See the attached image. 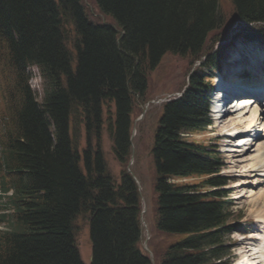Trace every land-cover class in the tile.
Returning a JSON list of instances; mask_svg holds the SVG:
<instances>
[{
	"label": "trees",
	"instance_id": "16d2710c",
	"mask_svg": "<svg viewBox=\"0 0 264 264\" xmlns=\"http://www.w3.org/2000/svg\"><path fill=\"white\" fill-rule=\"evenodd\" d=\"M223 1L96 0L104 20L94 21L84 0H0V186L13 190L0 205L7 226L0 228V264H85L80 215L89 224L91 264H153L142 247L140 190L125 167L131 113L137 96L150 98V72L165 54L193 63L210 51V32L237 21L264 23V0H225L232 8L225 18ZM253 30L250 37L264 39V25ZM33 64L43 77L42 102L29 84ZM207 77L195 71L184 95L164 103L154 134L156 228L166 236L149 242L156 264L232 259L228 201L222 191L198 192L226 183L214 175L219 155L179 134L208 122ZM103 131L123 166L118 177L104 158Z\"/></svg>",
	"mask_w": 264,
	"mask_h": 264
},
{
	"label": "rangeland",
	"instance_id": "374dc122",
	"mask_svg": "<svg viewBox=\"0 0 264 264\" xmlns=\"http://www.w3.org/2000/svg\"><path fill=\"white\" fill-rule=\"evenodd\" d=\"M84 2L87 6V14L90 19L95 21V19H98V17H102V20H104V15L101 13L96 0H84ZM220 6L222 8L221 12L223 14V17H229L232 10L230 3L224 0L223 2H221ZM106 18L108 22H111L113 20V17L110 15H108ZM234 24L231 26L226 25L220 27L217 30L209 33L205 44L207 49H210V52L208 54L218 52L216 48L217 38H219L220 35H225L226 32L232 29ZM257 44L258 43H253L252 41L244 42V39L242 38L236 40L235 42L233 41V39L231 41L229 39L223 46L224 48L226 47V45H228V48L226 49L224 55H222L224 56L221 63L222 70L216 74L217 81L221 78V76H223V78H225L226 80L229 78L227 77L228 74H230L228 73V65H233V61L236 60L235 56L233 55L234 52L245 53L246 48L250 49L252 46H255ZM256 47L259 48L262 54L259 55L255 52L256 55L260 58H263V47ZM250 51L252 50L250 49ZM227 57H230V64L228 63ZM241 60L244 61V57L241 58ZM258 60L260 61L261 59ZM235 65L236 67L239 66L238 64ZM195 67L196 66H191L188 56H180L173 53L165 54L150 72L149 86L146 98L150 97L149 99L151 101L149 102V99L145 102L139 100L138 104L133 107V111L131 114L132 128L130 129V138L133 134L134 137L130 139V158L128 160L130 164L128 165L127 162L125 167L133 172V174L137 178L138 187L140 190L142 201L141 216L143 228L142 247H144V244L146 242L149 244L150 240H152L153 238L159 241L166 238V236L163 233L158 232L156 228V193L154 189L155 167L151 149L154 132L158 123V118L161 113H163V104L165 103V101L167 99L176 97L175 95H178L182 87L187 84L189 78L188 75L190 74L192 69H195ZM30 73V86L34 91L36 97H38V100L42 102L44 96V83L40 75V70L37 67L33 66L30 68ZM249 108L247 109L249 113L248 115H246L245 119L250 120L255 114V120L259 118L257 120V128H255V131L259 130L260 133H262V131L264 132V115L260 113V109L255 104L252 105V108ZM144 111L145 113H143ZM227 120L225 122L223 121L225 123L223 125L225 129L221 127L223 122L219 121L217 127V121H214L208 127V130L204 134H198L194 137V139L200 142H204L206 145L218 146L222 153L221 159L224 163L222 175L228 179V185L225 188L227 189L229 196H231L232 198L233 205L232 214L230 215L229 221H240L237 224L235 231L227 239V241L234 246L233 250L235 253V259L233 262H235L236 264L238 260L251 258L254 252L250 249L254 248L255 250H257L262 245V242L260 240H257L256 237L259 236L260 238H263L264 236V234L262 233V231H264V219L263 217H261L264 216V199L261 201L256 200L259 197H264V183L259 181L264 178V170H261L258 173H256L255 170L251 173L248 172V164L252 162L254 163L257 160L256 157L264 153V135L257 139L261 144V148L257 147V141L254 140L253 143L250 144V146L246 143L241 145H246L247 147V150L244 153H246L250 149V147L256 145L251 149V151L247 153V155H244L243 152L240 154H236L232 150L240 149L241 147H239V145L237 146V148H235L234 146L230 145L236 143L234 142L236 136L229 134V132L233 131L236 127L230 130L229 127L226 128ZM135 123H137L136 127H134ZM246 126H249V123H246L244 127ZM244 127L237 126V129L243 130ZM76 129L83 145L85 141V128L83 123L79 122L78 125H76ZM218 135H223L225 139H218ZM230 137L234 138L232 139ZM242 137L244 136L239 137L240 142L242 141L240 139ZM257 148H259V151H254V149ZM102 149L107 166L109 167L110 171L116 177H118L119 172L121 171L123 166L116 159L115 153L113 151V142L104 131L102 134ZM132 156L133 159L131 160ZM260 174H263V176L261 177ZM0 201L5 202L6 200H3V198H1ZM83 218L84 217L80 215L76 221V225L78 228L77 243L80 248L83 262L85 264H91L92 245L89 235V226L88 222ZM258 225H260V227ZM258 255V260L261 261L259 263L262 264L264 252H259ZM153 264H156L154 252Z\"/></svg>",
	"mask_w": 264,
	"mask_h": 264
},
{
	"label": "bare ground",
	"instance_id": "6f19581e",
	"mask_svg": "<svg viewBox=\"0 0 264 264\" xmlns=\"http://www.w3.org/2000/svg\"><path fill=\"white\" fill-rule=\"evenodd\" d=\"M258 53V49H252V52L250 51V54H249V56H251V59L249 60V66H251V67H253V68H257L258 67V64H260L259 62V60L258 59H260V57L259 56H257L256 55V53ZM259 54V53H258ZM257 57H259V58H257ZM262 63V62H261ZM252 68V69H253ZM254 70V69H253ZM260 71L261 70H258V78H259V81L257 82L258 84H260V85H263L264 86V73H260ZM233 79L232 80H230V82H228V83H233L234 84V82H238V81H243V80H240L239 79V77H232ZM245 82H247V81H245ZM227 82H221L220 84V87L221 88H226V86H227V84H228ZM247 85L248 86H252V85H254V82L253 81H248L247 82ZM228 87H230V85L228 86ZM220 92H223L222 91V89H220ZM263 96H264V93H263ZM246 101L244 102L245 104L242 106V107H240L241 105H242V103H241V100H239L237 103H236V105H235V107H232V106H230L229 107V112H231V113H234V114H232V115H227V116H225V115H223L220 111H217V127H218V122L219 121H221V122H225L227 119V122H226V128L227 127H229V130L230 129H233V128H235L233 131H231V132H229V134H232V135H235L236 136V138H238V139H234V142H237V141H239V137H241V136H244V135H241V133L243 134V133H246V132H248L247 133V137H242V138H240L242 141L241 142H244V141H249L250 140V137H249V133L250 132H252V131H254L255 130V128H257V120L259 119V118H257V120H255V117H256V115L254 114L253 116H252V118L250 119V120H246L245 118H246V115H248V113H249V111H247V109L249 108V107H251L252 108V103H254L253 101H250V100H248V99H245ZM230 103V102H229ZM255 103H257V102H255ZM250 109V108H249ZM237 111H238V113H240L238 116L236 115V113H237ZM228 112V113H229ZM262 115H264V112L262 111V112H260ZM232 116V117H231ZM228 117V118H227ZM248 117V116H247ZM223 122V123H224ZM246 123H249V126H246V127H244L245 126V124ZM222 126V125H221ZM237 126H241V127H244L243 128V130H239V129H237ZM228 131V130H227ZM239 131H240V134H239ZM262 134H264V132H262ZM255 135H256V137H259L260 135H261V133H260V131L259 130H256L255 131ZM221 136H223V135H221ZM230 138H234V137H230ZM244 139V140H243ZM254 140H256V139H253L252 141H250L249 143H247L249 146H250V144L251 143H253V141ZM257 141V143H256V145H257V147H259V148H261V144H260V142H259V140H256ZM242 144H245V143H238V144H233V146L235 147V148H237V146H239V147H241L240 149H234V150H232V151H234L236 154H240V153H244L246 150H247V147H246V145H243V146H241ZM236 145V146H235ZM255 145V146H256ZM255 146H253V147H255ZM253 147H250V149L246 152V153H244V155H247V153L249 152V151H251V149L253 148ZM259 148H257V149H254V151H259ZM262 150V149H261ZM257 158V160L253 163H249L248 164V168H249V170H248V172H252V171H256V173H258L259 171H261V170H264V153H262V154H260L259 156H257L256 157ZM247 161H249V160H247ZM246 161V162H247ZM245 162V163H246ZM247 168V169H248ZM255 173V172H254ZM253 174V173H252ZM254 175H258V174H254ZM260 176L262 177L263 176V174H260ZM260 182H263L264 183V178L262 179V180H259ZM258 182V181H257ZM264 195V194H263ZM262 196V195H261ZM259 197V196H258ZM264 199V197L262 196V197H259V198H257L256 200H263ZM263 204H264V202H263ZM263 210H264V208H263ZM262 210V211H263ZM263 215V214H262ZM261 217H263V219H264V216H261ZM259 227H260V225H258ZM257 229V228H256ZM261 248V249H260ZM251 251H253L254 253L252 254V256H251V258H246V259H241V260H238V262L236 263V264H258L259 262H261L260 260H258L259 259V255H258V253L259 252H264L263 250H262V247L260 246L257 250H255L254 248H251L250 249ZM263 261L262 262H264V258L262 259Z\"/></svg>",
	"mask_w": 264,
	"mask_h": 264
},
{
	"label": "water",
	"instance_id": "95a60500",
	"mask_svg": "<svg viewBox=\"0 0 264 264\" xmlns=\"http://www.w3.org/2000/svg\"><path fill=\"white\" fill-rule=\"evenodd\" d=\"M144 247L150 252V254L152 253L149 247L147 246V242L144 244Z\"/></svg>",
	"mask_w": 264,
	"mask_h": 264
}]
</instances>
